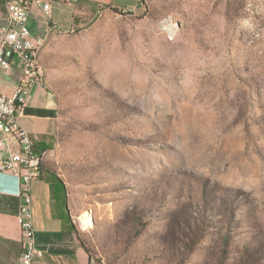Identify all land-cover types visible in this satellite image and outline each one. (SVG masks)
Instances as JSON below:
<instances>
[{
    "label": "rangeland",
    "instance_id": "obj_1",
    "mask_svg": "<svg viewBox=\"0 0 264 264\" xmlns=\"http://www.w3.org/2000/svg\"><path fill=\"white\" fill-rule=\"evenodd\" d=\"M76 17L40 52L44 167L92 264H264V0Z\"/></svg>",
    "mask_w": 264,
    "mask_h": 264
},
{
    "label": "crops",
    "instance_id": "obj_2",
    "mask_svg": "<svg viewBox=\"0 0 264 264\" xmlns=\"http://www.w3.org/2000/svg\"><path fill=\"white\" fill-rule=\"evenodd\" d=\"M96 4L103 6L102 14L112 11L136 14L143 8V0H79L75 6L68 7L74 9L72 22L78 21V13L81 16H96ZM6 17L5 0H0V25L4 24ZM32 31L35 37L43 36L42 20L37 10L33 11ZM46 37H43L44 41ZM20 76L17 62L13 61L0 74L4 90L9 92ZM50 100L44 84L34 86L25 115L20 120V125L34 140L33 149L42 165L39 179L30 185L36 248L42 256L31 264H92V258L79 242L78 230L71 220L68 207L54 200L50 191V185L57 184V177L60 179L59 175L44 167V154L54 144ZM15 190V177L10 173H0V264H21L22 237L15 219L20 199L13 195Z\"/></svg>",
    "mask_w": 264,
    "mask_h": 264
},
{
    "label": "built area",
    "instance_id": "obj_3",
    "mask_svg": "<svg viewBox=\"0 0 264 264\" xmlns=\"http://www.w3.org/2000/svg\"><path fill=\"white\" fill-rule=\"evenodd\" d=\"M91 0H87L90 2ZM79 0H5L7 17L0 25V74L13 62L20 71L19 81L9 92L0 83V173H10L16 179L13 195L20 199L16 223L22 237L21 264H31L42 256L36 248L30 185L39 179L41 167L35 161L34 140L20 125L28 106V99L38 77H43L41 65L36 61L37 42L52 33L75 31L76 26L62 29L52 19L53 6L73 7ZM42 20V37L32 31L33 11ZM96 11H103L96 4Z\"/></svg>",
    "mask_w": 264,
    "mask_h": 264
},
{
    "label": "bare ground",
    "instance_id": "obj_4",
    "mask_svg": "<svg viewBox=\"0 0 264 264\" xmlns=\"http://www.w3.org/2000/svg\"><path fill=\"white\" fill-rule=\"evenodd\" d=\"M102 15V11H96V16L100 17ZM75 31H69L68 33H74ZM45 45V41L43 40V42H37V45H36V61H37V65H41L40 64V51L41 49L43 48V46ZM44 84V74H43V77H38L37 79V85H43ZM35 161L37 163H39V165H41L40 163V158L38 157L37 153H35ZM84 216V215H83ZM81 216L79 218V221H80V225L81 227L86 230L89 228V224L87 222V220Z\"/></svg>",
    "mask_w": 264,
    "mask_h": 264
},
{
    "label": "trees",
    "instance_id": "obj_5",
    "mask_svg": "<svg viewBox=\"0 0 264 264\" xmlns=\"http://www.w3.org/2000/svg\"><path fill=\"white\" fill-rule=\"evenodd\" d=\"M50 191L52 194V198L60 203L63 204V206H67V196H66V189L64 183L57 177V184L56 185H50ZM73 228V227H72ZM79 239V235H78Z\"/></svg>",
    "mask_w": 264,
    "mask_h": 264
}]
</instances>
